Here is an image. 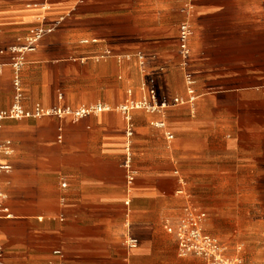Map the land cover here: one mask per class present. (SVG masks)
<instances>
[{
    "label": "crops",
    "instance_id": "1",
    "mask_svg": "<svg viewBox=\"0 0 264 264\" xmlns=\"http://www.w3.org/2000/svg\"><path fill=\"white\" fill-rule=\"evenodd\" d=\"M37 1L0 0V111L15 103L9 46L60 21L20 73L19 104L43 113L2 122L3 264H206L166 230L186 207L213 236L221 208L249 207L264 247V0ZM240 251L228 257L264 263Z\"/></svg>",
    "mask_w": 264,
    "mask_h": 264
},
{
    "label": "built area",
    "instance_id": "2",
    "mask_svg": "<svg viewBox=\"0 0 264 264\" xmlns=\"http://www.w3.org/2000/svg\"><path fill=\"white\" fill-rule=\"evenodd\" d=\"M195 0H188L189 3H193ZM49 5V0H39L34 3L36 8L46 10ZM38 26L29 30L28 35L25 37L24 42L19 45H14L9 48L10 53L12 54L11 67L13 69V86L15 89V103L7 111H0V132L2 129V122L5 119H18L23 117L30 116H39L43 113V110L39 107H36L34 113H31L25 110L20 104L19 101L22 97L21 89L19 85L20 73L22 67L25 63L26 54L36 50L40 40L48 33L55 28V26L60 22L56 21L51 25H47L44 20ZM192 30L188 23L184 22L180 25L179 31V47L180 52L183 57H187L190 53L188 42L191 37ZM95 41V40H94ZM185 81L188 86L187 92L189 95V100L194 101L195 94L193 90L194 78L191 73H186ZM178 102L179 99L174 100ZM137 107H144L149 111H155L158 107L151 105L146 101L136 105ZM160 108L164 107V104L159 105ZM101 110V108H97ZM57 114H61L63 111L56 109L54 111ZM47 113V112H46ZM89 113V110L80 109L75 112L77 117L84 116ZM157 126L163 127V123H157ZM169 138H172L171 134H168ZM10 140L2 139L0 137V173L10 170V165L4 162L1 158L2 155H8L10 150ZM132 180V177H129V181ZM6 195L0 189V218L12 217L8 206L5 204ZM205 219L206 214L202 211H197L192 207H186L183 217H181L175 225H167L166 230L170 233H173L178 241V247L180 254L185 255H197L204 257L207 261L206 264H236V260H232L227 255V249L222 244V242L216 237L205 231ZM129 244L134 246L136 240L133 238L129 239ZM3 258L2 246L0 243V264Z\"/></svg>",
    "mask_w": 264,
    "mask_h": 264
},
{
    "label": "rangeland",
    "instance_id": "3",
    "mask_svg": "<svg viewBox=\"0 0 264 264\" xmlns=\"http://www.w3.org/2000/svg\"><path fill=\"white\" fill-rule=\"evenodd\" d=\"M10 47L12 46H9V48ZM248 208L249 207L244 205L228 206V209L223 207L221 208L222 211L219 210L217 212L215 221L211 223V227L216 230L214 235H216V237L226 247L227 255L228 249H230V252H233L235 248H240L242 262L247 258L248 261H251L254 255H256L259 251L262 252L264 250V247L258 245L259 239L256 230L248 228L247 223L243 220L244 211ZM253 213L255 218L260 216L264 217V201L263 206L261 208L256 207V211ZM229 238L233 240V242L230 243Z\"/></svg>",
    "mask_w": 264,
    "mask_h": 264
},
{
    "label": "bare ground",
    "instance_id": "4",
    "mask_svg": "<svg viewBox=\"0 0 264 264\" xmlns=\"http://www.w3.org/2000/svg\"><path fill=\"white\" fill-rule=\"evenodd\" d=\"M236 262H238V261H236Z\"/></svg>",
    "mask_w": 264,
    "mask_h": 264
}]
</instances>
